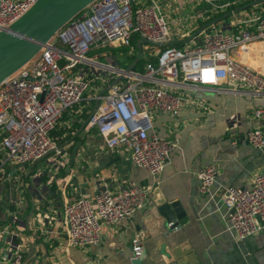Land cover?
I'll list each match as a JSON object with an SVG mask.
<instances>
[{"label": "built area", "instance_id": "2783aa9c", "mask_svg": "<svg viewBox=\"0 0 264 264\" xmlns=\"http://www.w3.org/2000/svg\"><path fill=\"white\" fill-rule=\"evenodd\" d=\"M35 1L0 0V31L18 20ZM256 7L239 19L234 17L235 32L212 25L194 38L197 42L176 48L168 45L171 34L161 0L91 3L0 85V202L14 191L29 190L25 180L32 173L30 166L47 153L53 155L48 167L56 169L65 163L66 153L51 133L63 113L82 101H98L87 125L96 130L107 150L126 152L135 167L152 177L160 175L179 145L176 140L150 134L151 120L157 113L176 117L188 103L199 106L179 93L181 90L229 84L236 92L255 97L264 94V73L231 58L234 49L264 42V8ZM135 35L138 40L143 37L165 46L142 72L132 69L126 73L118 64L122 57L117 58L114 51L128 49L125 55L133 56L131 40ZM149 46L143 45L147 55ZM60 60L65 62L63 67L58 65ZM119 76L121 80L109 86ZM104 88L107 90L100 94ZM87 91L89 95L84 96ZM259 115L256 111L255 116ZM246 139L254 149L264 150L260 127L248 131ZM25 167H30L28 172ZM9 169L16 175L10 177ZM217 173L215 166L198 172L201 194L209 193ZM147 194L142 187L112 189L101 184L92 201L79 198L68 203L63 211L68 244L74 248L97 244L102 227L133 217L145 205ZM221 204L227 230L235 241L258 234L264 229V174L255 175L249 188L224 189ZM9 246L11 253L0 264H22L19 247L13 240ZM131 249L137 259L143 251L139 236L131 239Z\"/></svg>", "mask_w": 264, "mask_h": 264}, {"label": "crops", "instance_id": "0c3cea01", "mask_svg": "<svg viewBox=\"0 0 264 264\" xmlns=\"http://www.w3.org/2000/svg\"><path fill=\"white\" fill-rule=\"evenodd\" d=\"M249 3L161 0L169 23V43L180 42L176 48L190 46L192 41H198L191 37L199 28ZM255 7L264 8V3L232 14L214 28L235 32L234 17L239 19ZM163 48L149 46L148 55L155 59ZM119 53L117 58L128 61L130 55ZM231 58L264 73V42L234 49ZM179 93L199 106L188 103L176 117L157 113L152 118L149 133L176 140L179 145L157 177L135 167L126 152L107 150L96 130L87 124L72 141L95 102L82 101L64 112L52 138L64 149L65 163L50 168L48 161L53 155H49L42 159L44 167L36 168L42 160L38 161L25 180L29 190H17L10 198L1 199L0 260L11 253L9 241L13 240L22 253V264H264V229L241 242L235 241L227 230L221 204L224 189L249 188L255 175L264 174V150L254 149L246 139L248 131L255 127L264 132V94L255 97L245 91L236 92L229 84L191 86ZM256 111H260L258 117ZM86 114L88 117L82 118ZM76 141L82 144L73 167L66 172ZM208 166H215L218 173L209 193L201 194L197 174ZM30 167H25L26 172ZM8 172L10 177L16 175L13 169ZM101 184L112 189L145 188L147 201L130 219L104 225L97 244L71 247L59 198L63 207L79 198L92 201ZM164 203H177L185 214L182 220H175V228L158 211ZM135 236L143 244L137 259L131 249Z\"/></svg>", "mask_w": 264, "mask_h": 264}, {"label": "water", "instance_id": "95a60500", "mask_svg": "<svg viewBox=\"0 0 264 264\" xmlns=\"http://www.w3.org/2000/svg\"><path fill=\"white\" fill-rule=\"evenodd\" d=\"M94 1L96 0H36L33 6L25 14L11 24L7 29L0 31V85L6 78L17 72L30 60H32L61 28L79 15ZM261 3H264V0L251 2L243 8L234 10L222 18L216 19L202 26L194 33V35H192L191 39L197 37L206 28L218 24L232 14L241 12ZM143 45H150L153 47L165 46L164 43H155L147 40L146 38L140 37L136 44V57L133 64L125 69L126 73L131 72L133 67L140 61L143 52ZM168 45H172V43H168ZM64 64L65 62L63 60L58 62L59 67H63ZM121 78L122 76L117 77L109 86L114 85L121 80ZM27 80H31V78H27ZM106 90L107 88H104L100 94ZM97 104L98 101L95 102L92 112L96 110ZM87 122L88 119L79 131H77L72 137V141L81 131L84 130ZM81 144V141H76L74 143L69 163L65 170L66 172H69L73 167ZM50 154L51 152L47 153L42 159L46 158ZM38 161L31 165V170ZM59 203L63 212L64 207L60 198ZM158 211L172 228L177 226L175 220H182L185 216L183 210L177 203H164L159 206ZM28 221L29 219H27L25 223Z\"/></svg>", "mask_w": 264, "mask_h": 264}, {"label": "trees", "instance_id": "16d2710c", "mask_svg": "<svg viewBox=\"0 0 264 264\" xmlns=\"http://www.w3.org/2000/svg\"><path fill=\"white\" fill-rule=\"evenodd\" d=\"M138 42V36H133L132 37V40H131V46L133 48V51H134V55L133 56H130L128 57V61H127V64L128 65H132L133 64V61L135 59V56H136V53H137V49H136V44ZM180 45V42L174 44V45H171L173 47H178ZM119 52L123 53V54H126L128 52V49H119V50H116L114 51V54H118ZM143 54L144 56L140 58V61L138 62V64L136 66L133 67V70L136 71V72H142L143 71V66L147 63V62H151V63H154L155 62V59L153 57H150L148 56L144 50H143ZM121 65H123L121 63ZM128 66H126V64L124 65V68H127ZM88 117V115H84L82 118L86 119ZM51 136H53V132L51 133Z\"/></svg>", "mask_w": 264, "mask_h": 264}, {"label": "rangeland", "instance_id": "374dc122", "mask_svg": "<svg viewBox=\"0 0 264 264\" xmlns=\"http://www.w3.org/2000/svg\"><path fill=\"white\" fill-rule=\"evenodd\" d=\"M151 51H152V49H151ZM127 56H129V54H128ZM120 60H121L120 62L123 64V65H122L123 67H124L125 64H126V66H129V65L127 64V58H125L124 61H123L122 59H120ZM87 95H89V92H88V91L85 93L84 96H87ZM43 161H44V160L40 161V162L37 164L36 168H40V167L43 168V167H44V163H43Z\"/></svg>", "mask_w": 264, "mask_h": 264}]
</instances>
